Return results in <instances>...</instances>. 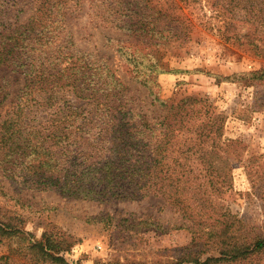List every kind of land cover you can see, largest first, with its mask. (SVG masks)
Segmentation results:
<instances>
[{
    "label": "trees",
    "instance_id": "obj_1",
    "mask_svg": "<svg viewBox=\"0 0 264 264\" xmlns=\"http://www.w3.org/2000/svg\"><path fill=\"white\" fill-rule=\"evenodd\" d=\"M219 1L230 15L218 28L221 39L264 58V0ZM85 6L96 23L125 37L114 52L150 95L157 74L166 71L157 53L191 39L181 7L152 0H0V71L14 76L0 73V106H10L0 113L1 170L25 188L75 200L161 198L190 234L170 264H264V233L251 234L229 205L235 192L223 116L195 95L154 96L162 112L153 121L136 112L106 60L76 47L68 16ZM238 17L249 23L243 31ZM234 77L264 84L262 69ZM1 216L0 234L27 244L10 248L0 264H10L15 252L34 263L43 255L58 263L64 233L56 241L46 232L30 241L18 216Z\"/></svg>",
    "mask_w": 264,
    "mask_h": 264
},
{
    "label": "rangeland",
    "instance_id": "obj_2",
    "mask_svg": "<svg viewBox=\"0 0 264 264\" xmlns=\"http://www.w3.org/2000/svg\"><path fill=\"white\" fill-rule=\"evenodd\" d=\"M152 1L177 10L181 7L192 27L190 40L171 43L157 53L155 59L165 64L166 71L157 74L152 95L126 74L114 52L115 41L125 37L96 23L86 6L68 16L76 47L106 60L125 85L132 108L149 121L162 112L159 100L191 95L207 99L224 120L222 138L227 143L235 192L229 200L231 210L246 221L251 234L264 233V84L248 85L234 79L235 74L264 70V58L244 51L233 40L221 39L218 28L223 18L230 16L221 1ZM25 12L21 16H28V9ZM241 19L234 22L243 31L242 26L249 23ZM0 73L14 79L4 70ZM9 108L4 103L0 113ZM0 211L4 219L18 216L20 231L30 241L40 240L44 232L53 233V241L58 233L65 234L62 247L55 252L58 263L45 255L44 261L34 263L29 256L15 252L10 264H170L179 249L190 242L189 232L178 228L186 222L159 197L102 201L64 198L56 192L25 188L13 182L1 167ZM92 217L100 221H91ZM14 223L11 225H18ZM26 244L0 234V258L7 256L10 248Z\"/></svg>",
    "mask_w": 264,
    "mask_h": 264
}]
</instances>
